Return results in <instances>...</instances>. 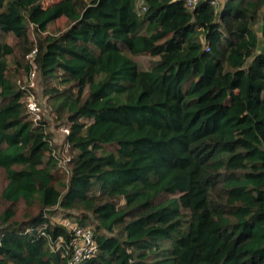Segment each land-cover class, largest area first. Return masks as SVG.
<instances>
[{
    "label": "trees",
    "instance_id": "1",
    "mask_svg": "<svg viewBox=\"0 0 264 264\" xmlns=\"http://www.w3.org/2000/svg\"><path fill=\"white\" fill-rule=\"evenodd\" d=\"M211 1L0 0V264H67L63 219L92 229L78 264H264V0Z\"/></svg>",
    "mask_w": 264,
    "mask_h": 264
},
{
    "label": "built area",
    "instance_id": "2",
    "mask_svg": "<svg viewBox=\"0 0 264 264\" xmlns=\"http://www.w3.org/2000/svg\"><path fill=\"white\" fill-rule=\"evenodd\" d=\"M188 8H192L197 0H182ZM216 1L212 0L211 4H215ZM35 47L31 48L24 56L25 60L29 64V71L27 73L28 83L25 89V108L26 112L29 114L33 123L41 119V108L38 101L34 98L33 93L29 90H33L35 83L34 80L37 77L36 67L34 64L35 56ZM59 132L63 136L62 147L66 149V143L64 142V136L68 133V128L66 126H61ZM54 155L58 161V165L63 164L67 157L61 158L54 151ZM66 172V169H63ZM70 234L68 241H63L61 238H58L52 249L54 251L60 250L61 256L65 257L67 264H78L82 261H85L95 255L97 251V245L93 238L92 229L88 226H81L75 220L63 219L60 223Z\"/></svg>",
    "mask_w": 264,
    "mask_h": 264
},
{
    "label": "rangeland",
    "instance_id": "3",
    "mask_svg": "<svg viewBox=\"0 0 264 264\" xmlns=\"http://www.w3.org/2000/svg\"><path fill=\"white\" fill-rule=\"evenodd\" d=\"M54 0H42V5L48 4L49 2ZM217 3H219L222 0H214ZM136 7H138V2H136ZM66 27L65 21L61 18L57 20L54 23H51L47 29L44 32H34L32 30L31 26L27 27V31L29 33L30 40L35 44L36 38L41 35V37L45 34H58L59 31H62ZM9 42H13L11 38H9ZM133 61L137 63V65L140 68H147L150 61L156 59V57H149V56H137V57H131ZM25 60V58H24ZM17 86H19V89L23 86L25 88L26 83H28L27 74L24 73L23 70L19 69L17 71ZM35 86L33 90H29L31 93H33L34 98L38 101L41 108V119L45 121V130L49 136V142L50 144L55 148V152L58 156L61 158L67 157L66 150L62 147V140L63 136L59 132V128L64 125V121L59 117L57 118L54 114L53 110L51 109L50 105L48 103L44 102V97L42 96V86L40 82V77L37 75L36 79L34 80ZM26 93L27 91L24 90ZM61 211L59 209H55L52 212V215H49L51 221L60 222L61 219ZM90 226V225H89Z\"/></svg>",
    "mask_w": 264,
    "mask_h": 264
}]
</instances>
